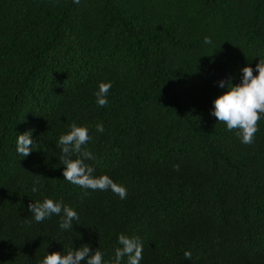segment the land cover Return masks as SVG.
I'll list each match as a JSON object with an SVG mask.
<instances>
[{
	"label": "trees",
	"instance_id": "trees-1",
	"mask_svg": "<svg viewBox=\"0 0 264 264\" xmlns=\"http://www.w3.org/2000/svg\"><path fill=\"white\" fill-rule=\"evenodd\" d=\"M259 58L264 0H0V264L84 244L111 264L120 234L142 241L140 264H264V116L249 145L212 114ZM73 122L93 176L126 198L63 178ZM45 198L78 213L72 229L63 213L35 221L28 205Z\"/></svg>",
	"mask_w": 264,
	"mask_h": 264
},
{
	"label": "clouds",
	"instance_id": "clouds-1",
	"mask_svg": "<svg viewBox=\"0 0 264 264\" xmlns=\"http://www.w3.org/2000/svg\"><path fill=\"white\" fill-rule=\"evenodd\" d=\"M79 3V0H74ZM210 38L205 37V43H210ZM242 82L232 85L227 84V91L218 95L214 100L212 114L217 122L226 125L227 130H239L238 136L243 144H252L258 124L264 116V58H259L256 64V74L251 66L242 68ZM220 87H225V81H220ZM112 87L111 82H100L96 95V103L99 107L108 105L107 94ZM97 132H103L102 124L96 125ZM91 140L89 129L85 126H78L75 122L71 124L70 130L61 134L58 140V147L61 152L59 160L65 165L63 178L72 184H76L92 190L106 191L111 189L121 199L126 198V187L116 183L108 175L99 177L93 176L94 168L85 163L87 159H95L93 153L83 147ZM31 130L18 134L16 150L20 157L31 154L33 149ZM75 155L76 158H73ZM177 170L179 165L174 166ZM33 192L38 191L33 187ZM29 212L34 216L36 222H42L52 215H61L60 228L69 230L73 228V221L79 219L78 213L71 207L57 203L53 199L45 198L43 202H34L28 205ZM118 243L121 247L115 249L114 260L111 264H121L123 257H128V264H140L143 252V243L139 237H129L125 234L118 236ZM186 259L191 260V252L185 251ZM104 264L103 254L97 248L91 251L89 245L84 244L78 249H70L67 254L60 252H48L42 259L41 264Z\"/></svg>",
	"mask_w": 264,
	"mask_h": 264
}]
</instances>
